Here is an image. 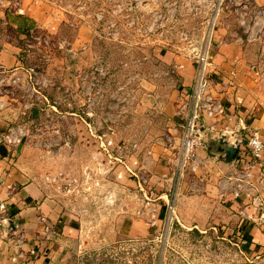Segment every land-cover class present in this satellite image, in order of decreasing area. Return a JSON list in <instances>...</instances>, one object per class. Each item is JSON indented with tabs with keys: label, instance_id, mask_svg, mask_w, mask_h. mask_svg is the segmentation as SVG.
<instances>
[{
	"label": "rangeland",
	"instance_id": "obj_1",
	"mask_svg": "<svg viewBox=\"0 0 264 264\" xmlns=\"http://www.w3.org/2000/svg\"><path fill=\"white\" fill-rule=\"evenodd\" d=\"M247 1L0 0V51L18 59L0 70V132L16 167L78 215L73 232L60 233L56 261L264 264V252H247L226 224H185L182 194H197L181 193L189 163L175 185L176 219L154 227L130 223L124 171L127 164L151 178L148 196L173 185H158L148 165L165 155L157 146L177 152L181 130H170L165 104L181 94L179 58L193 62L205 39L257 43L252 68L264 69V7ZM5 218L0 250H17L7 237L25 229L8 208Z\"/></svg>",
	"mask_w": 264,
	"mask_h": 264
},
{
	"label": "crops",
	"instance_id": "obj_2",
	"mask_svg": "<svg viewBox=\"0 0 264 264\" xmlns=\"http://www.w3.org/2000/svg\"><path fill=\"white\" fill-rule=\"evenodd\" d=\"M251 1L256 6L264 7V0ZM212 52L213 59L209 68L211 93L221 101L225 113L221 117L207 119L205 124L216 123L218 128L226 126L240 135H245L249 129H255L264 140V69L258 75L252 68L258 62V44L237 35L223 40L218 34L212 42ZM15 54L9 47L0 51V70L18 63ZM178 61L181 65L178 92L183 93L189 90L192 84L194 63L182 58ZM175 110L174 102H166L168 126L172 127L170 130L179 132L181 122L175 115ZM2 136L0 132V199L6 203L8 214L25 229L26 242L17 250L11 246L1 248L4 250H0V264H63L55 260L56 242L61 237L60 233L73 232L77 227L78 215L65 207L62 199L31 180L24 170L16 167L12 146ZM178 142L179 138L176 144ZM156 148L159 151L163 149L165 155L152 158L148 169L153 173L158 185H168L171 166L166 159L174 153L171 147ZM220 154L212 147H204L197 149L190 156L183 175L181 193L192 189L197 194H182L183 202L189 205V211L182 219L190 227L224 223L240 236L247 252L254 255L264 252V214H261L258 206L259 201L264 199V168L255 164L249 183L245 184L244 190L236 193V174L248 162H252V159L245 148L237 150L231 161H225ZM124 171L126 172V169ZM127 175L129 176L128 173ZM128 185L133 189L134 196L127 209L131 214L130 223L142 225L143 222L148 227L160 225L165 218L164 204H159L156 222L151 225L147 222V214L138 216L135 213L143 206L145 197L131 178ZM148 198L152 201L158 196L152 197L151 193ZM40 214L57 230L49 239L44 236L42 224L38 221ZM30 249L35 252L30 254ZM16 251L21 252V256H16ZM13 256L17 259L16 263L11 260Z\"/></svg>",
	"mask_w": 264,
	"mask_h": 264
},
{
	"label": "built area",
	"instance_id": "obj_3",
	"mask_svg": "<svg viewBox=\"0 0 264 264\" xmlns=\"http://www.w3.org/2000/svg\"><path fill=\"white\" fill-rule=\"evenodd\" d=\"M244 4L247 0H242ZM259 12L264 13V9ZM211 36L205 39L204 43L198 48L194 49L192 55L194 63L193 81L189 90L181 93L176 102L175 115L179 117L181 122V133L177 152L173 156L167 158V162L171 166L172 186H167L164 196L158 195L155 200H150L148 197V190L150 189L151 178L146 176L141 169L136 170L131 166L125 164V169L134 179L137 189L145 197L143 206L135 211L136 215H148L147 222L154 225L156 222L157 209L159 207L158 199H163L165 211V224L172 223L176 219L175 213V199H176V183L179 182L183 175L184 167L189 163L190 156L200 148L205 147L206 139L218 138L221 133H225L231 144L237 150L245 148L252 159L243 169L238 170L236 174L235 191L244 190L245 184L249 183L252 176V167L259 164L264 168V140L260 133L255 129H249L245 135H240L236 131L228 129V127H217L216 123L209 125L205 124L207 119L221 117L225 113V108L221 101L211 93V82L209 78V68L213 59ZM264 44V38H263ZM261 54H264V46L261 49ZM256 73H261L257 67ZM204 130L207 134H204ZM246 191V190H245ZM246 193H249L246 191ZM153 202V204L150 203ZM258 206L264 214V199L259 201ZM6 206L0 199V224L7 221L5 218ZM38 221L42 224V232L44 236L49 239L57 230L51 225L44 215H38ZM7 239L11 244L15 240L20 242L19 247L24 243V233L10 234ZM33 254L35 251L30 249L28 251ZM16 256H21V252H17Z\"/></svg>",
	"mask_w": 264,
	"mask_h": 264
},
{
	"label": "water",
	"instance_id": "obj_4",
	"mask_svg": "<svg viewBox=\"0 0 264 264\" xmlns=\"http://www.w3.org/2000/svg\"><path fill=\"white\" fill-rule=\"evenodd\" d=\"M205 143V148L212 147L215 151L220 152V157L225 161L234 159L237 148L231 144L225 133H221L218 138L206 139Z\"/></svg>",
	"mask_w": 264,
	"mask_h": 264
},
{
	"label": "trees",
	"instance_id": "obj_5",
	"mask_svg": "<svg viewBox=\"0 0 264 264\" xmlns=\"http://www.w3.org/2000/svg\"><path fill=\"white\" fill-rule=\"evenodd\" d=\"M204 134H207V131L206 130H204Z\"/></svg>",
	"mask_w": 264,
	"mask_h": 264
}]
</instances>
